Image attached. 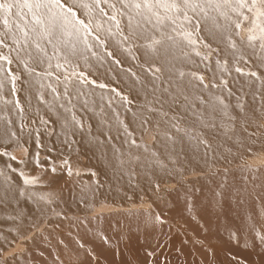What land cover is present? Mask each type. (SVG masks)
Masks as SVG:
<instances>
[{
    "label": "bare ground",
    "instance_id": "6f19581e",
    "mask_svg": "<svg viewBox=\"0 0 264 264\" xmlns=\"http://www.w3.org/2000/svg\"><path fill=\"white\" fill-rule=\"evenodd\" d=\"M207 40L221 49L219 56L213 55L210 61L191 67L206 80L215 76L219 83L216 60L227 57L232 71L224 75L232 96L226 88L204 89L195 81L189 83L187 78L182 85L184 92L178 93L174 85L169 87L167 73L163 83L154 81L142 66L147 60L144 51L133 48L129 54L119 37L109 38L106 48L98 46L97 56H89L87 63L79 61L77 71L84 72L95 83L81 86V95L73 90L71 105L62 97L50 109L49 104L40 102L35 89L27 88L22 67L15 63L11 66L21 75V81L17 83L15 96L8 86L0 94V116L12 121L11 130L16 135L5 137L6 125L0 120V153L6 151L17 159L0 156V264H15L39 233L52 231L61 221L66 224L71 221V200L79 202V198H71L70 193L76 192L71 179L64 184L56 181L57 168L66 166V171H71L67 174L75 176L77 168L88 167L92 181L94 176L103 179L105 185L99 188L100 194H95L98 201L90 204L89 210L80 212L90 216L147 210L161 193L174 192L187 184L209 182L214 176L224 179L235 177L240 171L264 173V127L260 126L264 124L261 101L264 88L254 77L239 76L235 72L226 40L211 37ZM109 51L112 56L107 55ZM259 64L253 58L239 66L246 72L264 75V68ZM51 82L55 84V79ZM99 84L107 87L100 88ZM59 90L63 91V85ZM43 92L45 100L52 103L50 90ZM217 96L225 100L227 111L235 120L221 115ZM3 99H18L23 112L12 103L4 105ZM60 102L72 111L65 112L59 107ZM238 104L244 106L243 113ZM73 114L82 127L72 120ZM199 116H203V122L197 119ZM204 124L215 127H204ZM169 136L174 139L170 140ZM200 136L212 145L207 154L204 146L198 144ZM21 172L37 182L25 185ZM108 182L114 185H107ZM136 189L146 190L147 198L141 201L128 198L127 202L124 192ZM21 191L23 195L19 194ZM56 195L58 200L54 201Z\"/></svg>",
    "mask_w": 264,
    "mask_h": 264
},
{
    "label": "snow or ice",
    "instance_id": "6c2138e0",
    "mask_svg": "<svg viewBox=\"0 0 264 264\" xmlns=\"http://www.w3.org/2000/svg\"><path fill=\"white\" fill-rule=\"evenodd\" d=\"M113 37L120 38L129 54L133 48L142 49L147 57L142 65L145 71L161 83L167 73L169 87L174 85L178 93L184 92L182 85L187 78L189 83L195 81L204 89L226 88L232 96L224 75H230L232 71L227 57L216 60L220 70L219 83L215 76L206 80L191 67L210 61L213 55L219 56L221 49L208 42L207 37L226 40L235 72L239 76L254 77L264 88V75L246 72L239 66L254 58L264 68V0H0V94L6 86L13 96L18 91L21 75L12 69L15 63L22 67L27 77L24 83L27 88L36 90L41 103L49 104L53 109L55 102L63 97L71 105L73 90L81 95V86L95 83L84 72L77 71L79 61L87 63L89 56H97L95 49L98 46L106 48L107 40ZM107 55L112 56V53L109 51ZM53 78L55 84L51 82ZM61 85L63 91L59 90ZM98 86L107 87L104 84ZM44 89L52 93V103L45 100ZM122 98L127 100V97ZM184 99L188 100V96L184 95ZM216 101L221 115L229 120L236 119L229 115L228 104L221 96H217ZM261 101L264 103V96ZM9 103L23 112L18 99H3L4 105ZM201 103H204L202 99ZM59 107L65 112L72 111L63 102ZM237 107L243 113L244 106L238 104ZM197 119L203 122V116ZM0 120L6 125L4 136L15 137L12 121L3 116ZM72 120L82 127L75 114ZM260 126L264 127V124ZM204 127L215 125L204 124ZM176 130L180 131V128L176 127ZM198 144L204 146L206 154L211 151V143L203 136L198 138ZM0 156L17 159L6 151ZM20 176L25 185L37 182L23 172ZM4 198H7V191Z\"/></svg>",
    "mask_w": 264,
    "mask_h": 264
},
{
    "label": "rangeland",
    "instance_id": "374dc122",
    "mask_svg": "<svg viewBox=\"0 0 264 264\" xmlns=\"http://www.w3.org/2000/svg\"><path fill=\"white\" fill-rule=\"evenodd\" d=\"M65 168L56 169V181L64 184L71 179L76 191L71 198H79V202L71 200V221L39 233L15 264H264V173L260 171L187 184L161 193L147 210L90 216L80 212L98 201L105 182L99 176L92 181L88 167L77 168L76 177ZM139 191H125L127 202L145 200L146 190Z\"/></svg>",
    "mask_w": 264,
    "mask_h": 264
}]
</instances>
